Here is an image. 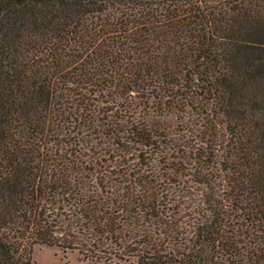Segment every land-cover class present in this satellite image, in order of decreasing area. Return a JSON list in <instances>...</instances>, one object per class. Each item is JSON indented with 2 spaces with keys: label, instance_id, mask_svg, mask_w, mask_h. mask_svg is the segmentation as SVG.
<instances>
[{
  "label": "trees",
  "instance_id": "trees-1",
  "mask_svg": "<svg viewBox=\"0 0 264 264\" xmlns=\"http://www.w3.org/2000/svg\"><path fill=\"white\" fill-rule=\"evenodd\" d=\"M35 245L264 264V0H0V264Z\"/></svg>",
  "mask_w": 264,
  "mask_h": 264
},
{
  "label": "rangeland",
  "instance_id": "rangeland-1",
  "mask_svg": "<svg viewBox=\"0 0 264 264\" xmlns=\"http://www.w3.org/2000/svg\"><path fill=\"white\" fill-rule=\"evenodd\" d=\"M192 119L189 120L191 122ZM167 123L175 126L180 125V120L174 121L173 117H169ZM96 256H82L77 250L64 249L58 246L35 245L32 251V264H137L133 257H113L109 262H105L104 258L94 259Z\"/></svg>",
  "mask_w": 264,
  "mask_h": 264
}]
</instances>
